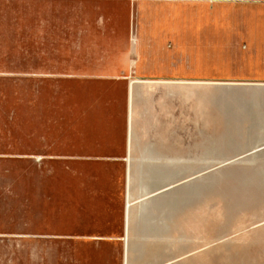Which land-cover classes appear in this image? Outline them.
Instances as JSON below:
<instances>
[{
    "label": "crops",
    "instance_id": "crops-1",
    "mask_svg": "<svg viewBox=\"0 0 264 264\" xmlns=\"http://www.w3.org/2000/svg\"><path fill=\"white\" fill-rule=\"evenodd\" d=\"M0 19H24L21 44L0 41V82L27 85L23 149L9 133L0 157L90 163L92 177L112 179L111 198L93 194L118 203L108 226L124 239L129 179L148 176L154 163L164 170L159 176H175L171 163L181 155L203 168L208 131H230L234 177L255 179L239 206L263 218L251 224L238 257L264 258V0H0ZM0 22V35L16 29ZM179 46L188 51L184 62L175 60ZM223 49L225 60L206 55ZM214 65L225 68L210 72ZM49 83L56 98L52 138ZM8 106L9 127L16 108L11 100ZM177 129L190 131L184 149ZM177 224L175 205L168 227L182 231Z\"/></svg>",
    "mask_w": 264,
    "mask_h": 264
},
{
    "label": "rangeland",
    "instance_id": "rangeland-1",
    "mask_svg": "<svg viewBox=\"0 0 264 264\" xmlns=\"http://www.w3.org/2000/svg\"><path fill=\"white\" fill-rule=\"evenodd\" d=\"M0 21L16 28L7 27L10 34L0 35V41L6 40L3 36L18 44L24 41V19ZM187 52L179 46L175 60L186 61ZM15 53L17 59L23 58V52ZM206 55L214 62L230 57L226 49L208 50ZM222 68L214 65L210 72ZM54 86L49 83L50 138L56 134ZM26 88L23 81L0 82V145L8 143L11 133L17 150L23 149ZM10 100L16 109L8 127ZM186 132L190 133L177 129L178 150L184 149ZM229 132L208 131V159L203 168L181 155L171 163L170 173L175 176H159L164 170L154 163L145 172L148 176L129 179L125 195L131 220L124 228V239L108 226V216L116 215L118 203L93 194L98 189L111 198L112 179L92 177L95 170L90 163L51 158L42 165L20 154L13 160L0 157V264H264L263 257H238L240 248L248 245L251 224L263 218L257 210L239 206L247 201L242 194L254 187L255 179L234 177L239 164L234 166L231 160L232 146L226 143L231 140ZM191 172L201 175H186ZM163 189L167 191L156 194ZM175 205L177 228L182 231L168 227Z\"/></svg>",
    "mask_w": 264,
    "mask_h": 264
}]
</instances>
